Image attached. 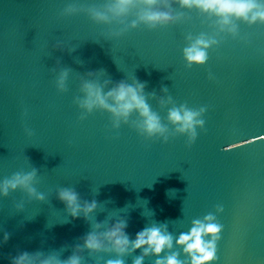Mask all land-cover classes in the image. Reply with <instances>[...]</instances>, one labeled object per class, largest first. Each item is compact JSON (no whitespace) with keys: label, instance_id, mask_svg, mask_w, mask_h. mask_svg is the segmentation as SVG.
I'll return each instance as SVG.
<instances>
[{"label":"water","instance_id":"1","mask_svg":"<svg viewBox=\"0 0 264 264\" xmlns=\"http://www.w3.org/2000/svg\"><path fill=\"white\" fill-rule=\"evenodd\" d=\"M166 2L156 7L175 19L153 27L139 19L142 0L121 16L108 11L115 0H0V264L24 253L33 264H156L173 253L191 264L175 241L208 215L223 226L212 264H264V21L232 17L229 31ZM202 35L215 41L207 61L189 63L184 49ZM121 82L144 85L163 133L145 131L137 110L118 119L82 106L85 83L106 94ZM174 108L199 113L195 137L169 119ZM63 190L77 194L78 215ZM117 223L132 241L158 227L173 245L118 253L102 236ZM90 233L101 250L85 246Z\"/></svg>","mask_w":264,"mask_h":264},{"label":"clouds","instance_id":"2","mask_svg":"<svg viewBox=\"0 0 264 264\" xmlns=\"http://www.w3.org/2000/svg\"><path fill=\"white\" fill-rule=\"evenodd\" d=\"M177 2L186 8H197L203 12L211 13L219 17L218 23L221 28L228 27L229 31H235V25L232 17L242 18L249 22L257 20L264 21V0H177ZM144 10L139 19L155 27L157 25L167 24L175 19L171 11L159 10L156 6L160 0H142ZM138 6V0H115L108 11L114 16H121L128 13L132 8ZM165 7H169L165 0ZM95 17L100 20H108L109 17L103 12H95ZM135 25V21L133 22ZM215 43L214 40L205 38L203 35L195 40L189 47L184 49L185 58L189 63H205L207 61L206 49ZM63 86V78L61 79ZM144 85L136 83L130 85L121 82L116 87L104 94L102 89L93 84L85 83L84 91L86 98L82 101V106L91 110L95 106L103 107L112 111L116 117L127 119L133 110H137L145 118L143 129L149 134L163 133L165 129L160 123L159 117L153 113L147 104L143 95ZM111 98L114 104H109ZM199 113L186 108L171 109L169 119L174 123H180L178 129L181 132L190 131L192 137H195V125L203 124L202 120L196 119ZM31 176L23 178L17 177L15 181L6 182L2 190L6 193L9 184L14 188L17 184H26ZM60 198L65 200L73 216L78 215L80 205L77 203V194L71 190L60 192ZM96 207L95 201L85 204L83 210L85 213L91 212ZM215 217L208 215L203 221H194V226L187 233H181L176 239V244L183 246L184 252L191 257V264H212L217 259L216 241L220 238L223 226L214 222ZM125 223H117L108 232L103 233L104 239H107L112 247L118 253H124L139 248H144V254L149 252L159 255L165 248H171L173 237L171 234L161 231L158 227L145 228L136 234L134 241L130 240L124 232ZM205 236H211V240L204 239ZM7 238V237H6ZM85 246L92 250H101L104 247L103 239L100 236L90 233L85 239ZM146 246V247H145ZM143 256L137 258L134 264H142ZM15 264H33V258L24 253L15 260ZM40 264H61L54 257H49L40 262ZM64 264H80L77 256L71 257ZM108 264H123L122 260L109 261ZM156 264H184L178 259V253L168 255L166 258L157 260Z\"/></svg>","mask_w":264,"mask_h":264},{"label":"snow or ice","instance_id":"3","mask_svg":"<svg viewBox=\"0 0 264 264\" xmlns=\"http://www.w3.org/2000/svg\"><path fill=\"white\" fill-rule=\"evenodd\" d=\"M261 139H264V138H261Z\"/></svg>","mask_w":264,"mask_h":264}]
</instances>
